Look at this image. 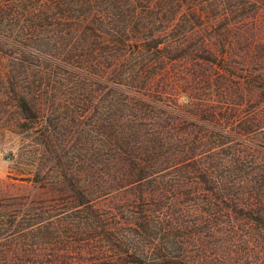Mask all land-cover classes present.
I'll return each instance as SVG.
<instances>
[{"label":"trees","instance_id":"obj_1","mask_svg":"<svg viewBox=\"0 0 264 264\" xmlns=\"http://www.w3.org/2000/svg\"><path fill=\"white\" fill-rule=\"evenodd\" d=\"M263 13L264 0H0V123L33 137V190L2 214L0 264L264 260ZM61 101L80 108L70 121ZM77 119L78 162L61 131Z\"/></svg>","mask_w":264,"mask_h":264},{"label":"rangeland","instance_id":"obj_2","mask_svg":"<svg viewBox=\"0 0 264 264\" xmlns=\"http://www.w3.org/2000/svg\"><path fill=\"white\" fill-rule=\"evenodd\" d=\"M253 25L256 28H264V13L262 17L261 14L258 16ZM63 104V101H61L58 109L60 116L66 117L65 113H68V118L74 114L73 111L76 108L80 110V108L74 105L66 108ZM68 119L70 121L71 118ZM4 122L2 121L0 123V219H3L2 214L7 212V210H11L13 207L12 204L18 199L12 196L25 195L31 193L33 190L29 188L30 184L27 183V180V182L21 180L22 178H26L23 176L27 175L26 173L29 169L26 164L27 157L22 154L26 151V145L31 142L33 137L5 129L3 126L6 123ZM78 122L79 120L77 119L74 124L72 123L71 126L64 127L61 130L63 134L67 135V156L74 158L76 162L88 156V151H86L88 145L84 146V139L82 138L80 127L76 125ZM5 205L9 206L5 207ZM9 239H11L10 236ZM252 260H254V257ZM263 262L264 260L262 258L258 261V264H263Z\"/></svg>","mask_w":264,"mask_h":264}]
</instances>
